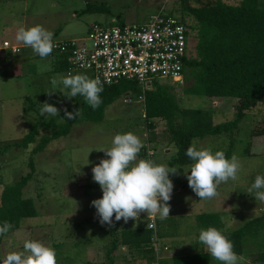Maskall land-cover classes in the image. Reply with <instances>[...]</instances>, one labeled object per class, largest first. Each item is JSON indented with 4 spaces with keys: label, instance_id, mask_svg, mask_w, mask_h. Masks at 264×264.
Masks as SVG:
<instances>
[{
    "label": "rangeland",
    "instance_id": "rangeland-1",
    "mask_svg": "<svg viewBox=\"0 0 264 264\" xmlns=\"http://www.w3.org/2000/svg\"><path fill=\"white\" fill-rule=\"evenodd\" d=\"M224 1L238 5L242 0ZM181 2L182 0H0V48L5 41H9L17 45L20 51L13 53L11 49H0V202L5 186L22 177L28 168L30 157L33 156L36 173L26 187L25 195L34 200L38 210L37 216L23 219L19 229L6 234L0 242V259L8 251L22 250L25 239H35L55 249L58 264H102L106 261L105 246L114 236L111 237L109 232L113 225H102L96 216L95 207L91 205L93 199L102 196V190L92 179L91 171L100 158L104 157V152L97 149L110 147L115 134L131 131L144 144L139 153L142 158L168 165L177 154V147L169 140L168 129L163 125L149 129L144 117V102L139 96H135V101L125 102V99L133 97L132 94H126L106 108L104 120L87 121L80 115L74 119L69 135L53 138L44 150L32 155V148L41 142L42 137L51 135V130H45L44 123L55 118L46 119L41 116L40 103L47 100L61 112L66 103H71L75 97H66L60 87L53 88L51 84L53 79L67 74L59 65V53L40 58L30 47L15 40L17 29L21 25L40 24L53 33V41L80 39L89 35L90 25L97 21L108 25L140 23L147 21L161 8L181 15ZM259 3L264 7V0ZM90 4H104L108 9L85 11ZM185 18L191 24L196 23L190 16ZM192 32L189 38L191 44L197 42L195 28ZM4 53L6 55L1 56ZM6 56L8 57L3 59ZM76 73L87 74L92 78L87 71L77 70L74 74ZM160 81L173 87L180 107L205 109L216 124L233 121L237 116L239 99L236 97L191 94L188 89L192 81L186 78L183 83H176L168 78ZM50 91H53L51 95L48 93ZM263 119L264 102H260L248 109L237 129L218 135L194 136L199 138L200 144L211 147L213 151L231 149V156L236 155L241 165L238 180L222 183L217 189L216 197L201 200L188 186L184 168L191 162L172 166L177 169V174L169 173L174 184L169 201L170 216L179 227L177 233L181 234L180 237L173 238L174 241L170 239L175 246L172 252L178 250L177 244L182 242H179L181 237L185 243L193 238L198 241L201 229L198 213H222L228 231L239 229L264 213V203L257 202L254 196L246 193L255 176L264 175V153L249 152L264 150V136L257 138L253 135ZM35 124L40 126V134L34 144L28 150L12 147L13 144L22 142ZM8 145L11 147L7 148ZM123 223L121 230L148 226L150 218L146 213H141L139 220L129 219L127 223ZM124 226L127 227L123 228ZM250 239L247 242L249 247L247 244L245 246L248 253H251L252 245L256 252L264 251V230ZM120 250L124 251L123 248ZM238 257V264H264L254 261L252 254ZM130 258L131 254L127 261H132ZM171 259H167L168 263ZM124 261L126 260L116 259L115 264H135ZM146 261L148 263V258ZM211 264L220 262L213 259Z\"/></svg>",
    "mask_w": 264,
    "mask_h": 264
},
{
    "label": "trees",
    "instance_id": "trees-1",
    "mask_svg": "<svg viewBox=\"0 0 264 264\" xmlns=\"http://www.w3.org/2000/svg\"><path fill=\"white\" fill-rule=\"evenodd\" d=\"M259 1L242 0L238 5H231L224 0H182L181 15H177L187 21L191 29L196 30L197 42L190 44L184 71L185 78L192 81L188 92L208 97L238 98L237 116L233 121L216 124L205 109L180 107L173 87L159 81H154L146 90L136 80H122L105 85L100 93L102 103L97 109L93 110L81 96L75 97L71 103L68 102L69 104L66 103L64 109L67 108L69 112L80 109L85 120L100 122L105 118L106 108L121 96L126 94H132L134 98L144 96L146 126L150 129L163 125L168 129L171 144L177 147V154L168 166L190 163L186 150L194 136L218 135L233 131L237 129L239 121L246 115L248 109L264 102V7ZM107 9L104 4H90L85 11ZM186 16L193 18L196 23L191 24ZM59 55V65L68 73L71 65L68 55L62 53ZM60 115L61 117L44 123L45 130H51V135L42 137L41 142L32 148V155L44 150L53 138L70 134L74 119L67 120L65 117L64 122L57 123V120L64 116V110ZM39 134L40 126L35 124L23 141L13 144L12 147L28 150ZM253 135L257 138L264 136V119L257 125ZM6 147L9 148L11 145ZM249 152L264 153V150ZM224 153L231 158V149L224 150ZM33 158L30 157L28 168L22 177L15 183L6 185L1 193L0 224L4 221L10 222L13 227L9 231L19 229L23 219L38 214L34 200L25 195V189L36 173ZM197 217L201 228L214 226L220 229L233 242L237 255L252 254L254 261L264 263V251L256 252L254 245L251 246V253L245 249L250 238H255L258 232L264 230V213L249 220L239 229L231 231L226 230L222 213L204 212L197 214ZM172 218L165 220L154 218L153 227L137 226L121 230L123 219L115 221L114 217L113 226L109 231L114 239L105 246L106 261L102 264H115L116 259H121L123 255L120 248L123 246L128 248L132 260L148 258L154 264H162V261L166 260L163 264H167V259L172 258L168 264H210L212 257L204 249L172 252L174 244L171 240L179 228ZM151 220L152 218L150 222ZM125 227L127 226L123 228ZM5 236L6 234L0 235V242ZM135 252H138L137 255L133 254Z\"/></svg>",
    "mask_w": 264,
    "mask_h": 264
},
{
    "label": "clouds",
    "instance_id": "clouds-1",
    "mask_svg": "<svg viewBox=\"0 0 264 264\" xmlns=\"http://www.w3.org/2000/svg\"><path fill=\"white\" fill-rule=\"evenodd\" d=\"M15 40L30 47L42 59L48 57L55 47L53 33L40 24L21 25L15 33ZM12 52L17 53L19 49H13ZM51 84L53 88L60 87L68 98L83 97L84 102L93 110L102 103L101 81L87 74H73L69 71L59 79H53ZM52 92H48L49 95ZM40 115L46 119L61 117L60 109L47 100L40 103ZM80 115V109L69 112L65 108L64 116L57 123L64 122L65 117L73 120ZM143 147L139 136L128 131L115 134L110 147L97 149L104 152V157L91 171L92 179L102 190V196L93 199L91 205L95 207L96 216L102 225L112 226L113 217L115 221L123 219L125 223L129 219L136 221L141 213H146L149 218L158 216L161 220L170 216L169 201L174 184L169 173L177 174V169L142 158L139 153ZM186 156L191 161L184 168L188 186L201 200L216 197L222 183L237 181L239 178L241 165L238 157L232 155L228 158L223 150L213 151L211 147L200 144L199 138L191 140ZM246 193L254 196L257 202L264 203V175H256ZM12 227L10 222L4 221L0 224V235L7 234ZM198 242L220 264H238L239 257L234 251L233 242L220 229L214 226L201 228ZM151 263L154 264L153 261ZM0 264H58V261L55 249L51 246L39 240L25 239L23 249L6 252Z\"/></svg>",
    "mask_w": 264,
    "mask_h": 264
},
{
    "label": "built area",
    "instance_id": "built-area-1",
    "mask_svg": "<svg viewBox=\"0 0 264 264\" xmlns=\"http://www.w3.org/2000/svg\"><path fill=\"white\" fill-rule=\"evenodd\" d=\"M191 31L187 21L161 8L140 23H92L84 38L53 41L52 52L68 55L69 71H87L102 86L136 80L146 90L163 78L184 82ZM16 46L5 41L0 49H19ZM140 98L144 100V96ZM154 223L152 218L150 227Z\"/></svg>",
    "mask_w": 264,
    "mask_h": 264
},
{
    "label": "crops",
    "instance_id": "crops-1",
    "mask_svg": "<svg viewBox=\"0 0 264 264\" xmlns=\"http://www.w3.org/2000/svg\"><path fill=\"white\" fill-rule=\"evenodd\" d=\"M1 52V51H0ZM6 54L4 53L3 55H1V56H5ZM156 142H158V141H156ZM201 213H204V212H201ZM201 213H198V214H201ZM205 213H209L208 211H206ZM169 217H172V216H169ZM168 217V218H169ZM225 217V216H224ZM158 219V216L156 217V220ZM223 219H225V218H223ZM226 220H224V222H225ZM177 235H179V233H174V235H173V237L174 238H177V237H180V236H177ZM183 239V237H181L180 238V241L179 242H181V243H178L177 244V251H175V253H179L180 251H186V250H188V251H199L200 249L202 250V249H204L205 250V248H204V246L202 245V244H200L197 240H195V239H193V240H191V241H189V242H187V243H185L186 241L185 240H182ZM175 247V246H174ZM123 248V250L124 251H122V255H123V257L121 258V259H123V260H126V261H124L125 263L126 262H132V263H134L135 262V264H152L151 263V260L150 259H148L149 261H148V263H147V261H146V259L145 260H140V259H133L132 261H127L128 260V258H129V254H128V248L126 247V246H123L122 247ZM238 256H240V257H245V255H238ZM120 259V260H121ZM211 262H213V258H211ZM211 264V263H210Z\"/></svg>",
    "mask_w": 264,
    "mask_h": 264
}]
</instances>
